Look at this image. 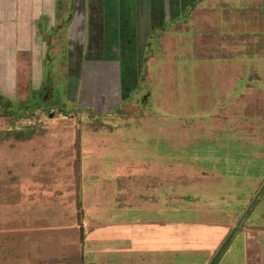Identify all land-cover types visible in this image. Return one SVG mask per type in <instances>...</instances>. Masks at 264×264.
Returning <instances> with one entry per match:
<instances>
[{"label": "rangeland", "instance_id": "rangeland-1", "mask_svg": "<svg viewBox=\"0 0 264 264\" xmlns=\"http://www.w3.org/2000/svg\"><path fill=\"white\" fill-rule=\"evenodd\" d=\"M200 1L154 0L151 39L102 65L80 59L100 51L105 0H4L0 264H250L264 106L245 109L241 82L228 106L193 62L179 13ZM254 55L242 76L264 75Z\"/></svg>", "mask_w": 264, "mask_h": 264}, {"label": "crops", "instance_id": "crops-1", "mask_svg": "<svg viewBox=\"0 0 264 264\" xmlns=\"http://www.w3.org/2000/svg\"><path fill=\"white\" fill-rule=\"evenodd\" d=\"M153 1L105 0L108 7L104 29L100 30V44L134 47L148 42L156 26L152 24ZM3 3L4 0H0V6ZM130 6L132 11L129 10ZM111 8L113 12H109ZM179 14L178 24H184L183 26L193 32V62L198 64L199 70L203 67L210 69L209 77L213 79L214 90L230 96L228 106H233L238 103L236 94L241 82L240 103L246 106L245 109L253 105L258 106L255 109H262L264 84L257 81L264 79V75L253 72L251 76L244 77L242 74L251 67V59L246 57V53L255 54V58L264 54V0H201L189 15L184 13L186 16L183 19V12ZM257 61L262 62L256 64L258 69L264 72V60ZM196 72L197 70L194 77ZM222 87L225 90H222ZM251 226L252 224L245 228V237H248L244 246L245 255L250 264H264V247L254 246V242L256 245L264 244V228L262 223L256 225L258 230Z\"/></svg>", "mask_w": 264, "mask_h": 264}, {"label": "flooded vegetation", "instance_id": "flooded-vegetation-1", "mask_svg": "<svg viewBox=\"0 0 264 264\" xmlns=\"http://www.w3.org/2000/svg\"><path fill=\"white\" fill-rule=\"evenodd\" d=\"M152 6V5H151ZM92 13H93V11H92ZM94 16V15H93ZM93 18V17H92ZM94 23V22H93ZM104 25V24H103ZM102 25V28L104 29V26ZM93 27H96V26H91V24H90V27H89V31H90V34H89V39L91 40V38L94 36V35H96V36H99V35H97V32L95 33L94 31H93ZM95 30V29H94ZM101 30V29H100ZM95 33V34H94ZM92 40H94V38L92 39ZM96 41V40H95ZM97 43H98V41H97ZM99 43H101L100 41H99ZM98 46H100V51L99 52H97V54H93V52H90V50L89 51H87L86 53H85V55L84 56H82V58L80 59V60H83V61H85V62H89V63H91V62H93V61H100L101 63H102V65L105 63V61H108V60H106V58H107V56L109 55L110 57H112L113 59L115 58V57H117V56H111L110 55V53H109V50H110V46H104V45H101V44H99ZM118 47H120V46H118ZM123 48L125 47V46H122ZM109 48V49H108ZM128 48H132V47H128ZM102 54V56L101 57H99V54ZM120 53V52H119ZM108 56V57H109ZM118 61H120L119 59H118ZM117 61V62H118ZM123 61V60H122ZM98 69H100V67H98ZM103 69H105L104 67H103ZM99 73V72H98ZM99 77H102V75L101 76H99Z\"/></svg>", "mask_w": 264, "mask_h": 264}, {"label": "trees", "instance_id": "trees-1", "mask_svg": "<svg viewBox=\"0 0 264 264\" xmlns=\"http://www.w3.org/2000/svg\"><path fill=\"white\" fill-rule=\"evenodd\" d=\"M1 105H3L4 108H6V109H7V107H8V104H6V102H4V103L2 102Z\"/></svg>", "mask_w": 264, "mask_h": 264}]
</instances>
